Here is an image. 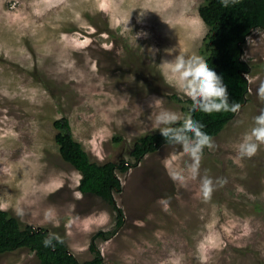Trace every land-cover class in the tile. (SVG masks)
Listing matches in <instances>:
<instances>
[{"label": "rangeland", "instance_id": "1", "mask_svg": "<svg viewBox=\"0 0 264 264\" xmlns=\"http://www.w3.org/2000/svg\"><path fill=\"white\" fill-rule=\"evenodd\" d=\"M203 2L0 0V208L22 228L47 229L80 262L94 258L93 242L102 264H264V145L251 159L237 152L264 109L256 95L264 30L244 45L248 99L212 139L215 148L204 150L201 176L227 181L210 200L199 180L181 186L169 178L187 160L179 146L165 144L138 162L131 153L139 138L159 131L150 115L161 108L184 115L173 96L188 97L159 65L179 52L204 58ZM153 97L162 101L150 108ZM63 118L92 161L129 163L116 170L121 225L112 204L79 190L81 174L55 140L54 123ZM99 231L114 233L104 239ZM0 264L40 260L23 248L0 254Z\"/></svg>", "mask_w": 264, "mask_h": 264}, {"label": "trees", "instance_id": "2", "mask_svg": "<svg viewBox=\"0 0 264 264\" xmlns=\"http://www.w3.org/2000/svg\"><path fill=\"white\" fill-rule=\"evenodd\" d=\"M199 15L209 27L202 48L204 59L227 86L229 103L237 102L242 106L248 99L250 89V81L245 77L251 73L248 62L242 59L244 45L252 31L264 30V0H239V3L227 8L221 5L220 0H204L199 7ZM173 98L183 104L184 115L191 114L212 139L236 114L230 111L212 114L191 111L192 101L189 98L186 101L175 95ZM54 125L58 130L55 140L61 156L81 174L79 190L84 195H95L112 204L118 211V224L121 225L123 211L116 207L113 192L122 191V184L115 170L127 171L125 161L102 164L92 161L83 145L74 138L67 118L57 119ZM165 144L167 143L159 131L149 133L136 141L131 153L135 162H138L145 154L154 152ZM113 233L99 231L97 236L109 239ZM46 239H51V244L47 247L44 244ZM23 248L36 252L40 264H102L101 254L93 242L90 249L94 258L80 262L56 235L50 234L45 228L31 225L22 228L16 216L0 208V254Z\"/></svg>", "mask_w": 264, "mask_h": 264}, {"label": "clouds", "instance_id": "3", "mask_svg": "<svg viewBox=\"0 0 264 264\" xmlns=\"http://www.w3.org/2000/svg\"><path fill=\"white\" fill-rule=\"evenodd\" d=\"M220 3L227 8L229 5L239 3V0H220ZM149 51L153 55L155 54V50L150 49ZM174 51L176 50L168 51L167 54L172 55ZM159 66L177 90L192 101L191 111H200L205 114L229 111L238 113L240 111L241 105L239 103H229L227 86L223 83L222 78L209 67L203 57L196 53L179 52V55L171 60H162ZM245 79H249L248 75ZM256 95L261 102H264V80L259 81ZM161 101V99L153 97L149 107L152 108L154 104H160ZM149 119L152 121L153 127L159 130L164 137L166 143L173 148L179 146L180 154L187 157L182 166L177 167L174 165L168 170L169 178L181 186H187L190 181L199 180L203 200L205 202L210 200L216 190V185L223 187L227 181L223 178L213 181L207 174L203 176L200 174L204 150L215 148L212 138L203 131V125L194 120L191 114L182 116L177 112L164 108L155 113L154 119L151 115ZM254 125L237 145L239 159H251L257 154L260 146L264 145V109L254 118ZM176 157V152L171 153L169 157H165L166 164L170 159ZM124 165L129 166V163L124 162ZM116 170L119 173L120 171L125 172L120 169ZM121 192H113V197L116 193ZM160 202L164 204L165 210H167L169 201L162 200ZM44 244L46 247L49 246L51 239H46ZM172 264H180L179 258L173 260Z\"/></svg>", "mask_w": 264, "mask_h": 264}]
</instances>
